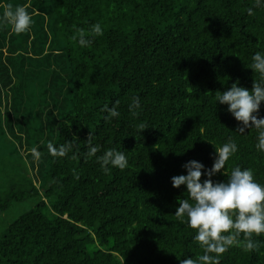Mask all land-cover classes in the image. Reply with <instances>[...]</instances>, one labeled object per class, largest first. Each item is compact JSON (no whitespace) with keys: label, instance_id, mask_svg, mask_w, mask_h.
Returning a JSON list of instances; mask_svg holds the SVG:
<instances>
[{"label":"trees","instance_id":"trees-1","mask_svg":"<svg viewBox=\"0 0 264 264\" xmlns=\"http://www.w3.org/2000/svg\"><path fill=\"white\" fill-rule=\"evenodd\" d=\"M8 5L25 7L33 23L16 34L0 19V130L19 144L35 180L10 159V177L21 182L10 183L0 216L16 203L36 205L0 236V264H180L202 255L195 230L175 216L186 186L174 188L171 178L186 174L190 160L210 169L214 145L231 138L238 151L223 171L250 168L264 184L257 130L237 131L240 122L215 101L217 91L237 82L251 90L259 80L250 66L264 52V5L0 0V18ZM96 23L103 35L89 36L90 46L70 39ZM133 97L141 103L135 116ZM104 105L119 116L106 119ZM89 139L100 149L95 157L87 156ZM49 142L72 150L53 157ZM109 149L126 155V168L100 166ZM253 239L262 242L258 251L231 246L220 264H264V235Z\"/></svg>","mask_w":264,"mask_h":264},{"label":"clouds","instance_id":"clouds-1","mask_svg":"<svg viewBox=\"0 0 264 264\" xmlns=\"http://www.w3.org/2000/svg\"><path fill=\"white\" fill-rule=\"evenodd\" d=\"M257 7L264 5V0H255ZM252 9H249V14ZM16 34L30 30L33 19L23 6L8 5L2 18ZM78 35L70 37L78 42L79 46H90L89 36L103 35L100 23L92 25L91 32L77 30ZM258 74L259 80L254 81L251 90L238 86V82L224 91L215 93V101L227 105V111L240 122L237 131L244 133L246 129L257 130L258 151L264 152V117L259 115L260 107L264 102V52L258 51L252 56L250 66ZM130 111L135 116L136 109L141 108L138 97H133L129 104ZM102 111L108 113L106 119L119 116L116 107L104 105ZM144 130L145 125H140ZM88 157H95L100 151L98 146H92L89 139ZM213 144L212 142L208 141ZM214 145V144H213ZM216 156L210 169L196 160H190L182 165L186 174L173 176L171 183L174 188L186 186L188 197L178 199L175 210L176 218L185 223L188 228L195 230L194 241L203 250L197 258H185L180 264H220V258L231 246L240 247L246 252L258 251L261 241L253 237L264 235V184L258 183L250 168L242 169L234 166L230 172L223 170L227 162L237 153L238 145L231 138L223 145L215 146ZM49 154L53 157H64L72 150L71 143L54 146L47 144ZM34 157L40 153L32 149ZM100 166L106 171L111 168L123 170L127 167L126 155L116 149L107 150L97 157ZM217 174L227 175L225 182H215L212 177ZM206 178L201 180V177ZM241 236L243 237L241 239Z\"/></svg>","mask_w":264,"mask_h":264},{"label":"rangeland","instance_id":"rangeland-1","mask_svg":"<svg viewBox=\"0 0 264 264\" xmlns=\"http://www.w3.org/2000/svg\"><path fill=\"white\" fill-rule=\"evenodd\" d=\"M1 118V117H0ZM8 137L3 130H0V200L5 199L6 194L10 191V183L13 182L15 187L17 186L18 182L20 181L18 175H12L10 177V159L16 163H18V169L16 170L18 173L19 167H26L27 171L32 175L29 166L22 161L21 159L24 157L25 154L20 151L18 147V143L15 141L6 142ZM11 142H14L11 143ZM15 148H18L19 151H15ZM10 151V155L7 153ZM22 161V162H21ZM13 174V173H12ZM32 180H35L33 175L31 176ZM27 180V179H26ZM21 182V181H20ZM36 201L30 200L23 203H16L14 204L11 209H9L6 213L0 216V236L4 234L6 229L10 226L11 223L20 216L29 212L33 207H35Z\"/></svg>","mask_w":264,"mask_h":264}]
</instances>
